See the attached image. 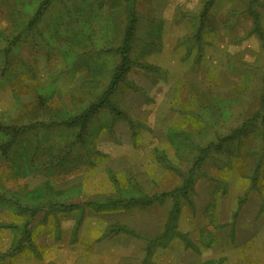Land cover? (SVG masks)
<instances>
[{"label": "rangeland", "instance_id": "374dc122", "mask_svg": "<svg viewBox=\"0 0 264 264\" xmlns=\"http://www.w3.org/2000/svg\"><path fill=\"white\" fill-rule=\"evenodd\" d=\"M41 1L0 0V50L21 32L0 123H36L0 149V193L80 206L28 219L0 201V257L30 220L0 264H264V0H213L199 40L206 0H50L25 29ZM128 6L143 66L109 98L126 117L102 108L77 140L64 121L106 89Z\"/></svg>", "mask_w": 264, "mask_h": 264}, {"label": "trees", "instance_id": "16d2710c", "mask_svg": "<svg viewBox=\"0 0 264 264\" xmlns=\"http://www.w3.org/2000/svg\"><path fill=\"white\" fill-rule=\"evenodd\" d=\"M50 0H42L37 8L35 9L32 17H30L25 25V29H30L33 24H35L39 18L42 16L44 11L46 10L48 3ZM213 0H206L205 3L203 4L202 11L200 13V25L198 27V32L196 35V39L199 40V30L202 28V24L204 20L207 18V11L211 5ZM128 14H127V19H126V24H125V29L124 33L121 39L120 44L114 48V51L116 54H118V62L117 64L112 68L111 76L108 82V85L106 89L101 93V95L92 103H90L80 114L75 115L68 120L64 121L65 124L69 126H78L79 131L78 134L76 135V139L80 140L81 136V130L84 128V126L87 124V122L90 120V118L96 114L100 109L108 107L110 108V111L120 117H126V115L123 114V112L115 109L113 104L110 101V95L116 91L118 88L119 84L125 79L127 73L129 72L130 68L138 64L139 66H143L141 63H137L133 61V59L130 57V49H131V41L134 36L135 28H136V18H135V13L134 9L131 6H128ZM257 16V15H256ZM254 19H257L254 18ZM254 27L257 29L258 28V23L254 21ZM21 32L17 34H13L6 42V45L2 47L0 50L1 57H2V65L0 69V76L5 75V69L6 65L8 63L9 56L11 54V48L12 46L19 40ZM145 66V65H144ZM261 106L264 107V94L261 97ZM36 123H33L31 125H17V124H3L0 123V133L4 134L6 136V141L0 144V149L2 152L6 153L9 149V147L12 145L13 140L15 137L22 133L24 130H27L33 126H35ZM238 130H234L232 134L237 132ZM203 151V150H202ZM192 170V169H191ZM191 175V173H190ZM181 191H184L183 188ZM172 194L174 197V202L173 206L168 212L167 220L164 225V229L159 236L160 238H163L165 236H168L169 232H174V227L176 226L174 224V221L176 219V212L178 210V201H177V196L173 194L172 191L168 192ZM168 193H161L157 196H150L144 199V202H149L153 197L162 199L164 195ZM0 201L4 203H9L11 204L15 210H17L21 214H26L28 215V219L35 218L36 215L38 214L39 211L41 210H53L57 209L59 211H67V210H72L80 206V204H75V203H62V202H53L50 204H38V205H27V204H22L18 202L15 198L13 197H5L0 193ZM133 201V199H128V200H120L121 204L128 205ZM112 201H106L105 203H98L94 201H87L84 203L85 205L92 206L94 208L102 207L105 205H110L112 204ZM23 236L22 238L18 241V243L12 247L10 252L2 255L0 257L4 258L8 256L10 253H13L17 251L18 249L21 248L22 243L24 240H28L29 236V231H30V220L26 221V223L23 225Z\"/></svg>", "mask_w": 264, "mask_h": 264}]
</instances>
